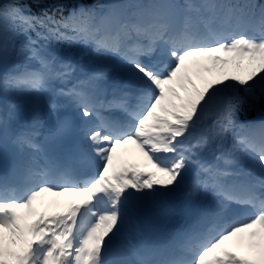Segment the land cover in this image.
<instances>
[{
	"label": "snow or ice",
	"instance_id": "obj_1",
	"mask_svg": "<svg viewBox=\"0 0 264 264\" xmlns=\"http://www.w3.org/2000/svg\"><path fill=\"white\" fill-rule=\"evenodd\" d=\"M132 34L148 43L129 46ZM60 40L91 43L100 56L120 57L138 83L137 103L131 105L124 90L106 98V70L75 78L70 59L60 62L47 51L52 41ZM156 49L161 57L141 60ZM14 51L37 61L39 68L8 71ZM205 73L215 76L207 79ZM194 75L203 79L202 86L195 84ZM258 84L264 85V4L117 3L103 16L85 5L57 18L32 14L24 0H0V92L17 89L42 98L50 113L61 106L53 97H64L79 115L59 119L55 134L82 135L80 147L92 162L78 171L46 160L38 170L28 169L31 185L23 191L0 186V264H118L110 258L112 244L134 201L162 196V190L171 193L189 165L207 174L190 195L203 185L223 200L185 234L180 258L141 259L137 264H264V121L239 125L243 100L224 98L229 90L250 95ZM218 100L209 122V105ZM15 108L13 103L0 111L5 132ZM113 108L126 119L101 115L102 109ZM41 119L40 111H34V126L20 132L16 142L39 151L34 141ZM203 151L218 152L223 166H205L199 158ZM241 153L260 175L231 167L241 162ZM45 197L55 198L57 207L61 197L75 199L62 211L43 212L39 207ZM229 202L248 212L225 219Z\"/></svg>",
	"mask_w": 264,
	"mask_h": 264
},
{
	"label": "rangeland",
	"instance_id": "obj_2",
	"mask_svg": "<svg viewBox=\"0 0 264 264\" xmlns=\"http://www.w3.org/2000/svg\"><path fill=\"white\" fill-rule=\"evenodd\" d=\"M236 71H237V70H235V69H230V73H232V72H236ZM206 78H207V79H212V78H214V76H213V77L207 76ZM195 82H196L195 84H199V86H202V84H203V80H201V78L198 79V80H196ZM212 103H213V102H212Z\"/></svg>",
	"mask_w": 264,
	"mask_h": 264
},
{
	"label": "trees",
	"instance_id": "obj_3",
	"mask_svg": "<svg viewBox=\"0 0 264 264\" xmlns=\"http://www.w3.org/2000/svg\"><path fill=\"white\" fill-rule=\"evenodd\" d=\"M262 95H263V96H262V97H263V99H262V100H264V94H262Z\"/></svg>",
	"mask_w": 264,
	"mask_h": 264
}]
</instances>
